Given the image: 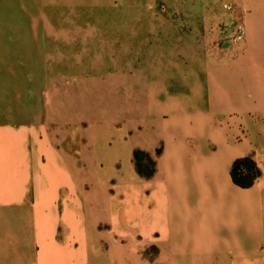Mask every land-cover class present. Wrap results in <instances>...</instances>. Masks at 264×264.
Wrapping results in <instances>:
<instances>
[{
    "label": "rangeland",
    "instance_id": "1",
    "mask_svg": "<svg viewBox=\"0 0 264 264\" xmlns=\"http://www.w3.org/2000/svg\"><path fill=\"white\" fill-rule=\"evenodd\" d=\"M255 14L259 28L250 24ZM248 22L260 30L264 59V0H0V72H24L26 112L33 114L26 119L62 160L84 166L89 182L106 183L116 170L127 203L126 189L154 180L165 149L162 128L175 129L173 117L186 119L177 115L188 102L199 98L200 121L212 114V86L231 90L259 73L264 86V72H245L239 60L247 52ZM213 111L218 127L236 128V145L249 135L244 118L260 125L259 109ZM254 153L234 161L241 162V187L261 176ZM76 228L82 234V220ZM120 230L121 239L103 235L91 221L81 247L58 252L54 263L243 264V255L264 264V236L246 230L216 237L221 245L229 239L241 246L243 254H173L140 236L131 240L127 226ZM198 239L205 245L210 238Z\"/></svg>",
    "mask_w": 264,
    "mask_h": 264
},
{
    "label": "crops",
    "instance_id": "2",
    "mask_svg": "<svg viewBox=\"0 0 264 264\" xmlns=\"http://www.w3.org/2000/svg\"><path fill=\"white\" fill-rule=\"evenodd\" d=\"M249 23L247 52L239 60L245 72H264L260 30ZM250 24L259 28L260 14L253 15ZM23 77L24 72H0V264H56L58 252L81 247L91 221L98 233L118 239L121 226H127L131 240L140 236L173 254L216 250L243 254L241 246L229 239L221 245L216 237L241 230L264 236V86L260 73L248 74L246 85H233L231 90L212 86V114L204 115L202 121L196 119L202 114L197 109L199 98L188 102L186 111L177 115L186 119L173 117L170 121L176 128H162L165 149L154 180L126 189L127 203L116 170L106 183L89 182L86 168L62 160L63 153L52 149L50 138H42L37 123L26 119L33 114L26 112ZM218 108L239 109L242 115L259 109L260 125L244 118L249 135L236 145V128L227 131L216 125L212 115ZM251 135L258 145H251ZM63 151L71 155L66 145ZM251 153L261 176L241 187L232 178V166ZM114 178L116 184L111 183ZM78 220H82V234L76 228ZM201 235L210 238L208 244H196ZM192 241L194 245L189 246ZM240 258L243 264H253L243 255Z\"/></svg>",
    "mask_w": 264,
    "mask_h": 264
},
{
    "label": "trees",
    "instance_id": "3",
    "mask_svg": "<svg viewBox=\"0 0 264 264\" xmlns=\"http://www.w3.org/2000/svg\"><path fill=\"white\" fill-rule=\"evenodd\" d=\"M241 165V162L240 161H236L234 163V166H233V170H232V176H233V180L236 184L240 185L242 184L239 180H238V171H239V166Z\"/></svg>",
    "mask_w": 264,
    "mask_h": 264
}]
</instances>
